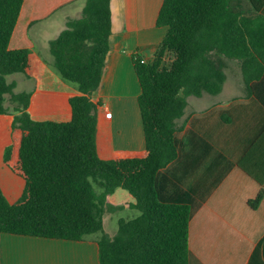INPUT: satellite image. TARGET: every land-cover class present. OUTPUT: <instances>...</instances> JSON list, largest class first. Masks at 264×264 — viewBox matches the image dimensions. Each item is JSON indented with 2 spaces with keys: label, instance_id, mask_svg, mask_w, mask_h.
I'll use <instances>...</instances> for the list:
<instances>
[{
  "label": "trees",
  "instance_id": "trees-1",
  "mask_svg": "<svg viewBox=\"0 0 264 264\" xmlns=\"http://www.w3.org/2000/svg\"><path fill=\"white\" fill-rule=\"evenodd\" d=\"M56 1L0 0V116L8 96L21 104L1 155L3 167L20 179L19 191L12 201L14 191L0 179V233L82 241L102 232L100 264H189L191 208L161 200L158 173L178 156L177 121L189 96L218 95L227 61L238 62L247 93L264 75V0H163L156 21L166 29L163 40L151 59L133 55L143 151L113 150L98 114L111 50V0H87L81 16L68 19L49 44L62 78L79 86V94L66 98L68 118L33 119L31 94H15L7 82L17 73L33 77L37 61L28 32L59 7ZM117 189L128 193L139 215L119 219L109 236L103 200ZM263 198L262 189L249 205L256 210ZM256 251L264 256V240Z\"/></svg>",
  "mask_w": 264,
  "mask_h": 264
},
{
  "label": "crops",
  "instance_id": "crops-1",
  "mask_svg": "<svg viewBox=\"0 0 264 264\" xmlns=\"http://www.w3.org/2000/svg\"><path fill=\"white\" fill-rule=\"evenodd\" d=\"M76 1L57 0L59 7L40 22ZM162 3L111 0V50L97 96L103 99L102 127L115 151L145 149L133 55L151 59L163 40L166 29L156 25ZM225 74L218 95L187 98L177 121L178 156L158 173L159 195L163 202L191 208L189 264H264L262 252L256 253L264 240V198L256 210L249 205L264 190V75L247 93L237 61H227ZM100 238L0 233V264H100Z\"/></svg>",
  "mask_w": 264,
  "mask_h": 264
},
{
  "label": "rangeland",
  "instance_id": "rangeland-1",
  "mask_svg": "<svg viewBox=\"0 0 264 264\" xmlns=\"http://www.w3.org/2000/svg\"><path fill=\"white\" fill-rule=\"evenodd\" d=\"M87 0H77L75 3L68 5L56 11L50 18L43 22L37 23L28 32V37L34 44V53L36 55V69L32 78H26L23 74H12L7 77L8 83L15 84V94L30 93L31 104L29 113L35 120H61L69 116L67 97L79 94V86L76 83L69 82L62 78L59 71L53 64L49 52L48 42L54 40L65 29L66 20L74 19L80 16ZM7 113L0 116V176L6 189L12 192L9 198L14 201L18 196V182L20 179L9 172L1 162V155L4 148L9 144L10 131L15 117L20 113L18 109L21 104L14 101L12 96L7 97ZM10 175H8L7 173ZM91 182L96 193L102 197L104 190L93 179ZM17 193V194H15ZM15 194V196H14ZM131 199L127 192L118 189L115 194L109 198L106 196L103 200L104 211V230L109 236H114L118 229V220L132 219L139 215V211L128 207ZM121 207V208H120ZM102 232L90 235L97 238Z\"/></svg>",
  "mask_w": 264,
  "mask_h": 264
}]
</instances>
